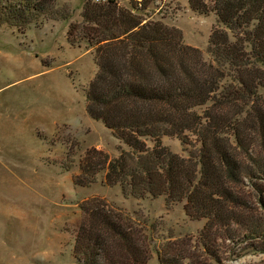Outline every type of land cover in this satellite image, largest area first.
Instances as JSON below:
<instances>
[{
  "label": "trees",
  "instance_id": "trees-1",
  "mask_svg": "<svg viewBox=\"0 0 264 264\" xmlns=\"http://www.w3.org/2000/svg\"><path fill=\"white\" fill-rule=\"evenodd\" d=\"M187 1L221 23L210 31L209 57L178 27L143 21L142 3L84 0L81 26L69 23V42L93 48L86 111L130 147L114 157L93 151L103 182L125 197L182 202L189 219H204L196 234L168 235L155 247L153 225L136 211L84 198L73 245L80 264H146L152 252L159 264H223L264 252V0ZM54 2L0 0V24L23 28L51 16ZM166 134L181 135L187 154L160 141L146 146Z\"/></svg>",
  "mask_w": 264,
  "mask_h": 264
},
{
  "label": "rangeland",
  "instance_id": "rangeland-1",
  "mask_svg": "<svg viewBox=\"0 0 264 264\" xmlns=\"http://www.w3.org/2000/svg\"><path fill=\"white\" fill-rule=\"evenodd\" d=\"M116 1L124 7L145 4L143 21L160 18L178 27L184 43L209 57L210 31L221 27L214 12L193 11L187 0ZM83 2L55 0L51 16L38 15L23 28L0 24V264H80L73 256L79 204L90 196L136 211L153 225L155 247L168 235L196 234L204 224L189 219L182 202L125 197L118 184L103 182L100 156L93 151L114 157L118 147H130L86 111V90L96 71L93 48L67 37L69 23L81 26ZM71 37L79 39L77 32ZM184 134L194 141L192 132ZM156 141L182 155L190 149L177 134L145 143ZM76 178L87 185L75 184ZM146 264H159L155 252ZM223 264H264V252Z\"/></svg>",
  "mask_w": 264,
  "mask_h": 264
},
{
  "label": "built area",
  "instance_id": "built-area-1",
  "mask_svg": "<svg viewBox=\"0 0 264 264\" xmlns=\"http://www.w3.org/2000/svg\"><path fill=\"white\" fill-rule=\"evenodd\" d=\"M91 1L101 2V1H105V0H91Z\"/></svg>",
  "mask_w": 264,
  "mask_h": 264
}]
</instances>
